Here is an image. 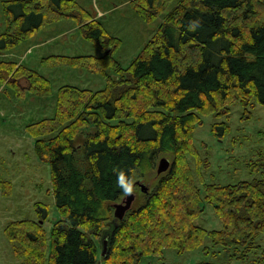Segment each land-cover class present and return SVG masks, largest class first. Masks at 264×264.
<instances>
[{"label": "trees", "instance_id": "trees-1", "mask_svg": "<svg viewBox=\"0 0 264 264\" xmlns=\"http://www.w3.org/2000/svg\"><path fill=\"white\" fill-rule=\"evenodd\" d=\"M172 1L133 0V7L151 21ZM2 4L6 27L0 51L18 46L45 24L71 18L102 54H54L42 59L44 66L84 68L107 79L98 90L61 86L55 116L30 127L36 153L51 169L60 218L49 235L44 223L50 207L39 202L38 219L6 227L24 264H140L144 256L163 257L166 249H208L207 238L228 250L244 249L240 264H264V258L246 260L248 253L264 250V160L248 163L252 179L209 183L204 192L188 160L192 155L201 162L194 143L201 115L229 114L237 99L264 105V0H178L128 68L115 55L121 39L77 0ZM0 83L20 94L52 92L47 76L11 60H0ZM212 131L223 138L230 124L215 122ZM162 153L174 154L170 167L141 203L118 219L100 253L97 239L114 217L113 204L128 195L114 169L130 170L136 180L155 168ZM206 203L222 229L196 224Z\"/></svg>", "mask_w": 264, "mask_h": 264}, {"label": "rangeland", "instance_id": "rangeland-1", "mask_svg": "<svg viewBox=\"0 0 264 264\" xmlns=\"http://www.w3.org/2000/svg\"><path fill=\"white\" fill-rule=\"evenodd\" d=\"M78 2L93 12L111 34L121 39V45L115 55L121 65L128 68L155 36L160 25L167 21V14L177 5L178 0H173L167 9L151 21L145 20L134 9L133 0ZM2 5L0 0V33L6 27ZM76 24L71 18L45 24L18 46L0 51V60L24 64L47 76L52 83V92L47 95H34L25 89L20 94V90L9 83H0V264H24L23 258L16 254L14 245L6 233V227L10 223L19 219H38L36 205L39 202L50 207L49 218L44 223L49 235L55 221L60 218L52 193L51 169L47 162L38 157L35 150L37 138L30 131V127L46 117L55 116L58 90L61 86L70 84L93 90L106 86L107 79L99 73L66 65L47 67L42 62L44 57L54 54H102L95 43L84 38ZM22 83L27 84L25 80H22ZM222 121L229 122L230 132L223 138H218L213 134L212 125ZM194 143L200 153L201 162L192 155H189L188 160L197 185L203 192L209 183L225 185L252 179L247 168L248 163L251 160H264V105L254 101L246 104L237 99L229 114L222 117L214 114L201 115V121L194 132ZM163 157L172 162L174 154L162 153L155 168L135 180V199L131 208L137 207L147 192L143 190L142 185L152 188L165 174L166 171L158 172V164ZM198 168L201 169L202 175ZM126 196L117 202H123ZM117 224L118 218L114 214L102 234L103 238L97 239L100 253L103 251L104 239L110 236ZM196 224L208 230H219L224 226L213 206L207 203L205 212L197 218ZM205 245L208 249L201 247L185 253L166 249L163 257L144 256L140 264L162 261L185 264L203 261L240 264L243 261L240 257L246 253L244 249L238 252L214 245L210 238L206 239ZM262 258L264 250L259 249L248 253L246 260L250 263Z\"/></svg>", "mask_w": 264, "mask_h": 264}, {"label": "water", "instance_id": "water-1", "mask_svg": "<svg viewBox=\"0 0 264 264\" xmlns=\"http://www.w3.org/2000/svg\"><path fill=\"white\" fill-rule=\"evenodd\" d=\"M170 165H171V161L167 157L161 158L160 162H159L158 172H163V171L168 170ZM142 188L145 192L149 190V188L145 185H142ZM134 199H135L134 193L131 195L128 194L124 198L123 202H121V203L116 202L113 204L115 207L114 214H115L116 218L122 219L125 216L126 212L131 208ZM104 245H105V247L107 246L106 241H105Z\"/></svg>", "mask_w": 264, "mask_h": 264}, {"label": "clouds", "instance_id": "clouds-1", "mask_svg": "<svg viewBox=\"0 0 264 264\" xmlns=\"http://www.w3.org/2000/svg\"><path fill=\"white\" fill-rule=\"evenodd\" d=\"M192 25H190L191 27ZM116 172V182L120 189L126 194H133L135 186V177L130 174V170L117 167L114 169Z\"/></svg>", "mask_w": 264, "mask_h": 264}, {"label": "crops", "instance_id": "crops-1", "mask_svg": "<svg viewBox=\"0 0 264 264\" xmlns=\"http://www.w3.org/2000/svg\"><path fill=\"white\" fill-rule=\"evenodd\" d=\"M78 1V0H77ZM93 13V12H92ZM94 15V14H93ZM76 26L78 27V29H79V26H78V24H76ZM95 55V54H94Z\"/></svg>", "mask_w": 264, "mask_h": 264}]
</instances>
